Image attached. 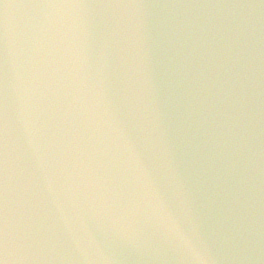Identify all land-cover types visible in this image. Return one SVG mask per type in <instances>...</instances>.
Returning <instances> with one entry per match:
<instances>
[{
  "label": "water",
  "instance_id": "water-1",
  "mask_svg": "<svg viewBox=\"0 0 264 264\" xmlns=\"http://www.w3.org/2000/svg\"><path fill=\"white\" fill-rule=\"evenodd\" d=\"M0 264H264V0H0Z\"/></svg>",
  "mask_w": 264,
  "mask_h": 264
},
{
  "label": "snow or ice",
  "instance_id": "snow-or-ice-1",
  "mask_svg": "<svg viewBox=\"0 0 264 264\" xmlns=\"http://www.w3.org/2000/svg\"><path fill=\"white\" fill-rule=\"evenodd\" d=\"M3 252V239H2V235H0V253Z\"/></svg>",
  "mask_w": 264,
  "mask_h": 264
}]
</instances>
